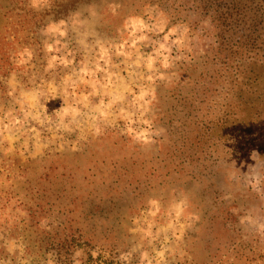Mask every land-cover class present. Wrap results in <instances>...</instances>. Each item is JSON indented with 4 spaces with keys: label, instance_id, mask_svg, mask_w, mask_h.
Segmentation results:
<instances>
[{
    "label": "rangeland",
    "instance_id": "374dc122",
    "mask_svg": "<svg viewBox=\"0 0 264 264\" xmlns=\"http://www.w3.org/2000/svg\"><path fill=\"white\" fill-rule=\"evenodd\" d=\"M72 1L0 0V264H264L233 33L191 5Z\"/></svg>",
    "mask_w": 264,
    "mask_h": 264
},
{
    "label": "trees",
    "instance_id": "16d2710c",
    "mask_svg": "<svg viewBox=\"0 0 264 264\" xmlns=\"http://www.w3.org/2000/svg\"><path fill=\"white\" fill-rule=\"evenodd\" d=\"M78 0L72 1L76 3ZM121 10H126L133 4L134 7L155 3L159 7H169L168 10H180L183 5H191V8L196 11L210 14L214 26L218 28L221 43L227 40L226 33H233V52L235 54V62L232 63L231 71L234 84L232 85L234 100L231 105V113L233 112L234 130L233 136L241 139L242 143L247 142L248 148H259L264 154V0H120ZM185 3V4H183ZM67 7V6H66ZM143 7V6H141ZM64 9V10H63ZM67 8H60L58 11H66ZM66 14V12H64ZM63 13V14H64ZM237 33H241L239 36ZM231 37V36H230ZM0 40V51L2 56H9L5 51L6 47ZM231 48V47H230ZM232 49V48H231ZM0 59H3L0 58ZM225 68H229L227 65ZM225 111V110H224ZM226 113V112H225ZM225 118L220 124L225 125ZM226 127V126H225ZM237 146L242 147L239 143ZM65 165L63 168H66ZM96 173H91L85 176V179L93 182L92 176ZM71 172H63L55 175L45 174L44 179L47 183H55L69 180L72 178ZM91 177V178H90ZM104 182V179L102 180ZM45 190L47 187L44 188ZM63 185L58 191V198L52 200V204L62 200L63 207L60 209V214L67 215L70 221L71 211L75 202V195L72 188L66 191ZM93 198H100L97 194L92 195ZM49 200V199H47ZM49 203V201H48ZM69 213V214H68ZM67 218V217H66ZM82 232H85L84 227H80Z\"/></svg>",
    "mask_w": 264,
    "mask_h": 264
}]
</instances>
